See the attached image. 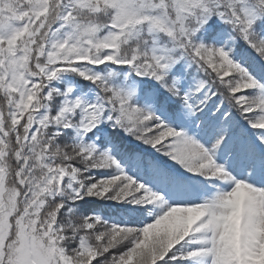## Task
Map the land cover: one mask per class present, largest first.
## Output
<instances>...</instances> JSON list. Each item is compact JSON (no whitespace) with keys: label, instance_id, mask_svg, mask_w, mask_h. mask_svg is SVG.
<instances>
[{"label":"snow or ice","instance_id":"6c2138e0","mask_svg":"<svg viewBox=\"0 0 264 264\" xmlns=\"http://www.w3.org/2000/svg\"><path fill=\"white\" fill-rule=\"evenodd\" d=\"M0 264H264V0H0Z\"/></svg>","mask_w":264,"mask_h":264},{"label":"trees","instance_id":"16d2710c","mask_svg":"<svg viewBox=\"0 0 264 264\" xmlns=\"http://www.w3.org/2000/svg\"><path fill=\"white\" fill-rule=\"evenodd\" d=\"M97 205L102 214L106 216H111L112 218H120L123 216V213L120 211L121 205H118L114 201H98Z\"/></svg>","mask_w":264,"mask_h":264}]
</instances>
